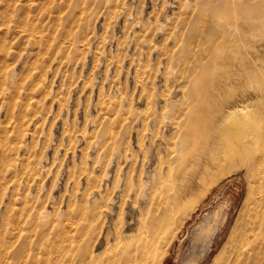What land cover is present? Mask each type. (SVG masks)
<instances>
[{
	"label": "rangeland",
	"instance_id": "obj_1",
	"mask_svg": "<svg viewBox=\"0 0 264 264\" xmlns=\"http://www.w3.org/2000/svg\"><path fill=\"white\" fill-rule=\"evenodd\" d=\"M218 41L240 54L233 72L254 69L264 0H0V264L55 260L73 238L75 257L58 264L89 250L104 264L115 235L156 211L163 228L146 264H209L264 196V95L222 123L214 163H192L190 137L213 143L219 109L260 93L257 81L230 82Z\"/></svg>",
	"mask_w": 264,
	"mask_h": 264
},
{
	"label": "bare ground",
	"instance_id": "obj_2",
	"mask_svg": "<svg viewBox=\"0 0 264 264\" xmlns=\"http://www.w3.org/2000/svg\"><path fill=\"white\" fill-rule=\"evenodd\" d=\"M16 6V5H15ZM224 12V11H223ZM233 20V19H232ZM231 20V21H232ZM229 22V21H228ZM243 24V23H242ZM259 24V22H258ZM249 25V24H248ZM234 26V25H233ZM253 26V25H252ZM251 26V27H252ZM227 28V27H226ZM243 28H247V27H244L243 25ZM223 29V28H222ZM230 29V28H229ZM258 29V28H257ZM250 30V29H249ZM226 34H228V31L226 29ZM241 32V31H240ZM231 33V32H230ZM76 34V33H75ZM74 34V35H75ZM225 34V37H227ZM239 34V33H238ZM216 35V34H215ZM217 35H220V34H217ZM216 35V36H217ZM222 35V33H221ZM215 38H219L217 40L220 41V39L222 37H216ZM213 38V37H212ZM211 38V39H212ZM224 39V38H223ZM227 39V38H226ZM239 39V38H238ZM190 41V40H189ZM192 41V40H191ZM212 41V40H211ZM218 41V42H219ZM232 41V40H231ZM246 41V40H245ZM216 42V41H215ZM229 42V41H228ZM260 42V41H259ZM263 43V42H261ZM232 44V43H231ZM204 45V44H203ZM201 44V46H203ZM206 45V44H205ZM228 45H230L229 43H226V41H222V42H219V43H216L215 44V47L214 49L217 51L218 53V62L220 63L219 64V67L223 70V72L225 71L226 73V76L227 78L231 79L230 82H232V80L234 81H237L238 79L242 78V81L244 82V84H247V85H250L252 82L254 81H257L260 85V93H255L254 96H250L249 97H244L243 99L240 100V102H233L232 104L228 105L227 108H224V106H222L219 110V119L217 118V121L214 123L213 122V143H210L208 144L207 140L204 142V141H200L198 142L197 141V137L196 138H193L191 139L190 137V140H191V143L189 144V147L190 148H193L195 150V148L197 147V152L195 153V156L194 159H192V163H193V166L196 165L198 168H201V169H204L206 167H208L209 165H211L212 163H214L215 160H217L218 158V148L217 146H223L226 142L225 140H227V132L225 130V128L223 127L222 123L224 124L225 121H227L228 118H231L232 117H238L239 118H243V116L241 115L244 111H246L248 108H250V104H249V100L252 98V99H257L258 96L260 95H264V73L263 74H259L258 71L259 69L261 70H264V50L260 52L257 51L255 52V56H253L251 58L252 62H254V69L251 68V66L249 65H246L245 67L242 66V65H239L242 67V69H238L240 71L238 72H233V67L238 64H235L234 60L236 59H239L240 58V54L238 55L236 52H234L232 50V48H230ZM213 46V45H212ZM238 46H242V53L243 51L245 52V49L248 48V44L245 43V44H240ZM259 46V45H258ZM263 46V45H262ZM205 47V46H204ZM231 47H233V49H235L234 47V43L231 45ZM210 49V48H209ZM257 49V48H256ZM259 49V48H258ZM263 49V47H262ZM197 50V49H195ZM239 50V49H238ZM240 52V50H239ZM216 53V52H215ZM241 53V52H240ZM246 53V52H245ZM211 55V54H210ZM214 55V54H213ZM246 57V55H245ZM181 59V58H180ZM250 60V61H251ZM239 61V60H238ZM241 62V61H240ZM246 62V61H245ZM258 62V63H257ZM216 63V62H215ZM238 63V62H237ZM257 63V64H256ZM172 65V64H171ZM213 65V64H212ZM195 66V65H194ZM216 66V65H215ZM212 67V66H211ZM210 67V68H211ZM218 68V66L216 67ZM212 69V68H211ZM187 70V69H186ZM194 70V69H193ZM196 70V69H195ZM213 70V69H212ZM211 70V71H212ZM218 70V69H217ZM209 71V70H208ZM222 72V73H223ZM209 73V72H208ZM201 74V73H200ZM206 74V73H205ZM146 75V74H145ZM216 75V74H215ZM161 76V75H160ZM200 77V76H199ZM212 77V75H211ZM210 77V78H211ZM209 78V77H208ZM225 78V77H224ZM223 78V79H224ZM226 79V78H225ZM215 80V79H214ZM213 80V82H214ZM218 80V79H216ZM221 80V79H219ZM241 80V79H240ZM227 82L228 80H224V82ZM223 82V83H224ZM225 82V83H226ZM239 83H241L240 81H238ZM236 82V83H238ZM218 83H220L218 81ZM229 82H227L228 84ZM186 84V83H185ZM210 84V83H209ZM216 84V82H215ZM242 84V83H241ZM173 85V84H172ZM207 85V84H205ZM213 85V83L211 84V86ZM219 85H222V84H219ZM208 86V85H207ZM210 86V85H209ZM215 86V85H214ZM221 86H218V84L215 86V88L213 87L212 90H216V89H219ZM223 87H225L223 85ZM205 88V87H204ZM203 88V89H204ZM207 88V87H206ZM226 88V87H225ZM11 89V88H10ZM223 89V88H222ZM208 90L209 87H208ZM205 91V90H204ZM203 91V92H204ZM186 92V91H185ZM198 92V91H197ZM193 93V92H192ZM216 93V92H215ZM168 94V93H167ZM209 94H213V92L209 93ZM249 94V93H248ZM142 95V94H141ZM193 95V94H192ZM191 96V95H190ZM212 97V95H211ZM172 98V97H171ZM178 99V98H177ZM210 99V98H209ZM208 100V99H207ZM206 100V101H207ZM191 101V100H190ZM205 101V102H206ZM215 104V103H214ZM191 105V104H190ZM167 106V104H166ZM170 106V104H169ZM165 107V106H164ZM191 107V106H190ZM207 107V106H206ZM97 108V107H96ZM179 108V107H178ZM195 108V107H194ZM203 108V107H201ZM200 108V109H201ZM176 109V108H175ZM172 110V109H171ZM174 110V109H173ZM172 110V111H173ZM192 110V109H191ZM176 111V110H175ZM178 111V110H177ZM182 111V110H181ZM193 111V110H192ZM184 112V111H183ZM172 113V112H171ZM177 113V112H176ZM179 113H180V109H179ZM182 113V112H181ZM185 113V112H184ZM184 113H183V116H184ZM188 114V113H186ZM159 115V114H158ZM171 115V114H170ZM174 114H172L170 116V118L172 119ZM180 115V114H179ZM182 116V115H181ZM186 116V115H185ZM189 116V120H193V119H190V117L192 116L191 114L188 115ZM187 116V117H188ZM110 117V116H109ZM159 117V116H158ZM176 118L178 116H175ZM173 117V118H175ZM157 118V117H156ZM193 118V117H192ZM195 120V119H194ZM215 120V119H214ZM174 121V120H173ZM181 121V120H180ZM201 121V120H200ZM171 122V121H170ZM176 124L178 122L174 121ZM194 123L196 122L193 121ZM173 123V122H172ZM184 123V121H183ZM186 123V122H185ZM192 123V122H191ZM199 123V122H198ZM197 123V124H198ZM180 124V123H179ZM179 124L176 126V129L178 128L180 130V126ZM182 124V122H181ZM202 124V123H201ZM187 126L190 125V124H186ZM191 125H195V124H191ZM190 125V126H191ZM188 126V127H190ZM202 126V125H201ZM205 126V125H204ZM209 126V125H207ZM226 126V125H225ZM230 126V125H229ZM185 130L188 129L186 128V126H184ZM232 127V126H231ZM183 128V127H182ZM192 128V127H191ZM202 128V127H201ZM209 129V128H208ZM182 130V129H181ZM185 130H182V131H185ZM205 130V128H204ZM211 130V128H210ZM188 132V131H186ZM246 132V131H245ZM115 133V132H114ZM182 133V132H181ZM191 133V131L189 132ZM201 133H203L201 131ZM187 136V135H186ZM194 136V135H193ZM206 136V135H205ZM204 137V136H203ZM211 137V136H210ZM81 139V138H79ZM187 139V138H186ZM202 139V138H201ZM204 139V138H203ZM205 140V139H204ZM159 142V141H158ZM225 142V143H224ZM180 143V142H179ZM178 143V144H179ZM182 143V142H181ZM250 143V142H249ZM248 143V144H249ZM177 144V143H176ZM99 145V144H98ZM180 146V144H179ZM165 147V146H164ZM167 147V146H166ZM169 147V146H168ZM188 147V148H189ZM183 148V147H182ZM232 148V147H231ZM257 150V148H255ZM254 149V150H255ZM175 150V149H174ZM243 150V149H241ZM246 150V149H245ZM259 150V149H258ZM23 151V150H22ZM173 151V150H172ZM240 151V150H239ZM247 151V150H246ZM175 152V151H174ZM242 152V151H241ZM245 152V151H244ZM259 152V151H258ZM257 152V154H258ZM262 152V151H261ZM12 153V152H10ZM182 153V152H180ZM194 153V152H193ZM236 153V152H235ZM93 154V153H92ZM218 154V155H217ZM263 154L262 153V158L263 157ZM180 155V154H179ZM182 155V154H181ZM233 155V154H231ZM246 155V154H245ZM250 155V153H249ZM254 155V154H253ZM252 155V156H253ZM177 156V155H176ZM192 156V155H191ZM256 156V155H255ZM259 157V155H257ZM10 157V156H9ZM251 157V156H250ZM249 157V158H250ZM257 157V158H258ZM122 158V157H121ZM120 158V159H121ZM172 158V157H171ZM187 158V157H186ZM256 158V157H255ZM256 158V159H257ZM261 158V157H260ZM21 159V158H20ZM178 159V157H177ZM179 161V160H177ZM189 161V160H188ZM254 161V160H253ZM250 162V161H249ZM177 163V162H176ZM179 163V162H178ZM188 163V162H187ZM186 163V164H187ZM252 163V161L250 162ZM181 164V163H180ZM253 164V163H252ZM251 164V165H252ZM254 165V164H253ZM261 166V165H260ZM38 167V166H37ZM255 167V166H254ZM249 168V167H248ZM253 168V167H252ZM182 169V168H181ZM251 169V168H250ZM260 169V168H259ZM184 170V169H183ZM194 170V169H193ZM255 171V170H254ZM263 171V170H262ZM184 171H182L183 173ZM191 172V171H190ZM196 172V171H192V175L193 173ZM256 172V171H255ZM41 173V172H40ZM181 173V172H180ZM187 173V172H186ZM199 173V172H198ZM254 173V172H252ZM261 173V172H259ZM263 173V172H262ZM256 175V173H254ZM253 174V175H254ZM200 175V174H199ZM258 175V174H257ZM260 176V175H259ZM23 177V176H22ZM199 177V176H198ZM256 177V176H255ZM187 178V177H186ZM185 178V179H186ZM259 178V177H258ZM193 179V178H192ZM261 179H263L261 177ZM257 180V179H256ZM148 183V182H147ZM152 185V181L150 182ZM150 183L146 184V182H144V185H143V190L144 192L142 193L143 195H145V193H148L150 196L152 194V190H153V187L150 185ZM21 185V184H20ZM260 185V184H259ZM122 186V185H121ZM117 187V186H116ZM263 187V186H262ZM81 188V187H80ZM259 188V186H258ZM30 189V188H29ZM31 190V189H30ZM257 190V189H256ZM264 191V189H263ZM66 193V192H65ZM91 193V192H90ZM257 194V193H256ZM260 194V193H259ZM259 194L256 196L255 200L253 201L252 205L248 207V209L246 210L245 214L242 215L243 217H241V223L239 224L238 227H236V229L232 230V232L228 235L227 237V240L222 244V246L219 248V250L214 254V256L212 257L211 261L209 262V264H264V196L263 195H260ZM262 194V193H261ZM148 195V196H149ZM251 198V197H249ZM89 199V198H88ZM151 200V199H150ZM150 204H152V202H149L148 204V207H150ZM164 207V206H163ZM162 207V209H163ZM2 208V207H1ZM246 208V207H245ZM151 209V208H150ZM166 209V207H165ZM168 209V208H167ZM169 210V209H168ZM166 210V211H168ZM60 211V210H59ZM106 211V210H105ZM154 211V210H153ZM158 211H159V208H158ZM163 212V211H162ZM217 212V211H216ZM151 216L147 217L146 219L148 220H142L140 219L139 221V224H138V227L135 229V232H123L121 234H116L115 237H114V241H115V244H117V247L109 250L111 252H109L108 256H106V260H105V263L104 264H146L147 262H149V260L151 259L152 257V254H153V249H154V246H155V239H156V236H157V233L158 231H161L163 226H161V217L159 215H156V213L154 212H151ZM243 213V212H242ZM11 214V213H10ZM150 214V213H149ZM140 215H141V212H140ZM161 215V214H160ZM40 216V215H39ZM163 216V213L162 215ZM218 216V215H217ZM223 218V217H222ZM206 219V222H207V225L208 227H212L211 229V236L214 235L216 229H218L216 227V222L209 218L208 216L205 217ZM5 221V220H4ZM163 222V221H162ZM239 222V221H238ZM8 223V222H7ZM164 224V222H163ZM160 226L162 228H160ZM165 226V225H164ZM161 230H160V229ZM134 236H136V239H134ZM75 237V236H73ZM66 238H67V235H66ZM69 239V238H68ZM70 239H72V236H70ZM75 240V238H73ZM64 241H67L65 239H63ZM74 240H72V242H74ZM78 240V239H77ZM75 240V241H77ZM70 243L69 244V249L68 251L71 250V252H69V256L73 255L74 256V253L75 251H73L75 249V247H77V245H75L74 247V244H76L75 242L72 244V242L70 240H68ZM110 241V240H109ZM210 242H211V239H209V241L207 242V244L203 247V250H202V253H201V256H200V259L203 258L204 254H205V251L208 249L209 245H210ZM62 243V241H61ZM71 244V245H70ZM108 244L109 242L107 241L106 245L104 246V250L106 248H108ZM111 244V243H110ZM63 245V243H62ZM60 245V247L62 246ZM73 245V247H72ZM37 246V245H36ZM59 246V245H58ZM64 246V245H63ZM62 246V247H63ZM66 246H68L66 244ZM59 248H56V249H60ZM73 250H72V248ZM65 248V247H64ZM57 250V251H58ZM65 250V249H64ZM62 250V251H64ZM76 250V249H75ZM55 251V250H54ZM53 251V252H54ZM60 251V250H59ZM59 251L56 253V255H59ZM60 251V252H62ZM67 251V253H68ZM87 251V250H86ZM50 252V251H48ZM51 252V253H53ZM89 252V253H88ZM87 253L85 254H81L78 256L77 260H75V262L73 261V257H69L70 259H72L70 262V264H91V261H93V259L95 258V260H99L97 259V254H92L90 253V250L88 251ZM66 253V252H65ZM66 253V254H67ZM71 253V254H70ZM48 254V253H46ZM61 254V253H60ZM66 254H61L60 256L61 257H57V259H55L56 261L60 259V262L61 260H63V258H65V255ZM51 255V254H50ZM54 255V254H53ZM47 255H45L44 257H46ZM52 256V255H51ZM50 257V256H49ZM47 258L51 260V257L50 258ZM75 257V256H74ZM55 258V257H54ZM59 258V259H58ZM104 258V257H103ZM65 259H68V258H65ZM69 259V260H70ZM105 259V258H104ZM199 259V260H200ZM47 260L44 259L43 262L45 263H42V264H47ZM54 259L52 258L51 261H53ZM54 260V261H55ZM94 260V264H96ZM50 261V262H51ZM56 264L60 263V262H56ZM68 261V260H67ZM48 262L49 264H53ZM65 264H68L66 261H64ZM63 262V263H64ZM103 262H101L102 264ZM198 261H188L184 264H197ZM98 264V262H97ZM100 264V263H99Z\"/></svg>",
	"mask_w": 264,
	"mask_h": 264
}]
</instances>
